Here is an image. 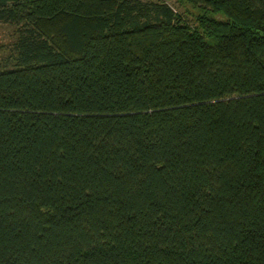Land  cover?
Segmentation results:
<instances>
[{
    "label": "trees",
    "instance_id": "trees-1",
    "mask_svg": "<svg viewBox=\"0 0 264 264\" xmlns=\"http://www.w3.org/2000/svg\"><path fill=\"white\" fill-rule=\"evenodd\" d=\"M0 0V264H264V0Z\"/></svg>",
    "mask_w": 264,
    "mask_h": 264
},
{
    "label": "rangeland",
    "instance_id": "rangeland-1",
    "mask_svg": "<svg viewBox=\"0 0 264 264\" xmlns=\"http://www.w3.org/2000/svg\"><path fill=\"white\" fill-rule=\"evenodd\" d=\"M169 5L178 15L189 22L192 27H197L195 21L202 11L193 8L190 0H153ZM15 28L10 25H0V70L8 66V58L12 54V47L15 42Z\"/></svg>",
    "mask_w": 264,
    "mask_h": 264
}]
</instances>
